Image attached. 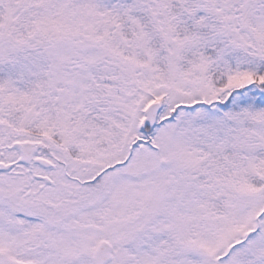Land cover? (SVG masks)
<instances>
[{"label":"snow or ice","instance_id":"snow-or-ice-1","mask_svg":"<svg viewBox=\"0 0 264 264\" xmlns=\"http://www.w3.org/2000/svg\"><path fill=\"white\" fill-rule=\"evenodd\" d=\"M0 264H264V0H0Z\"/></svg>","mask_w":264,"mask_h":264}]
</instances>
